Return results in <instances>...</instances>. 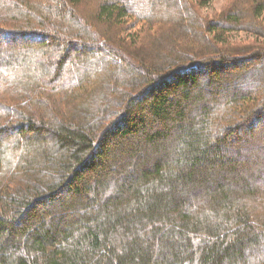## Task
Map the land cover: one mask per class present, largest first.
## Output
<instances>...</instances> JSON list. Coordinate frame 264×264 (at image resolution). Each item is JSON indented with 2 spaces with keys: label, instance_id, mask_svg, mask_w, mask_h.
Returning a JSON list of instances; mask_svg holds the SVG:
<instances>
[{
  "label": "trees",
  "instance_id": "16d2710c",
  "mask_svg": "<svg viewBox=\"0 0 264 264\" xmlns=\"http://www.w3.org/2000/svg\"><path fill=\"white\" fill-rule=\"evenodd\" d=\"M226 1L0 0V264H264V0Z\"/></svg>",
  "mask_w": 264,
  "mask_h": 264
},
{
  "label": "rangeland",
  "instance_id": "374dc122",
  "mask_svg": "<svg viewBox=\"0 0 264 264\" xmlns=\"http://www.w3.org/2000/svg\"><path fill=\"white\" fill-rule=\"evenodd\" d=\"M226 2H227L226 0H211V2H209V4L206 7L199 9L200 14H203V16H206L207 18L211 19V18L215 17L216 15L220 14V12H222L224 10V8L226 7ZM92 7H93L92 5H89V9H91ZM231 35H232L231 37L233 38V40H231L232 42H240L239 41L240 37H242L243 40L246 39V42L244 43V45L251 44V43H249V41H252L254 39V38H252L253 35L251 33H248V32H240V33L239 32H232ZM8 38L9 37H6V36L1 38L2 44L5 45V48H4L3 45L0 43V54H2V55H4L5 53H14V52H16V49H14V48H18L22 45V43L20 44L19 41L16 43H3V42H6L8 40ZM27 41L29 42L30 40L28 39ZM32 41L34 42V40H32ZM261 41H262V39H261ZM247 49H249V48H247ZM84 50L85 49H82V51H84ZM256 64L257 63L254 64V62L249 61L248 63H246V65H243L242 68H234V69H232V67L225 68V69H223V71L219 72V74L227 82L228 81L230 82V81L234 80L236 75L242 71H251L253 69V67L257 66V65L259 66V67L257 66L258 68H262L264 66L263 62H258V64L257 65ZM196 73H197V75L202 76L201 75L202 72L200 73L199 70H197Z\"/></svg>",
  "mask_w": 264,
  "mask_h": 264
}]
</instances>
